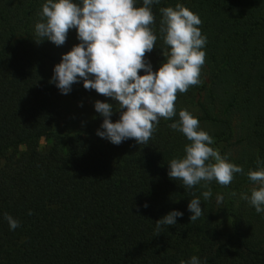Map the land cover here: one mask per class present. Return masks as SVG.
<instances>
[{"label": "trees", "instance_id": "16d2710c", "mask_svg": "<svg viewBox=\"0 0 264 264\" xmlns=\"http://www.w3.org/2000/svg\"><path fill=\"white\" fill-rule=\"evenodd\" d=\"M46 2L0 0V264H181L193 256L200 264H264V212L241 198L258 187L248 171L258 170V161L264 166V0L152 6L157 41L146 60L153 71L169 50L159 31L160 9L177 4L201 18L206 60L202 83L178 95L177 115L161 118L141 145L99 137L104 118L97 112L82 129L55 132L64 96L113 105L114 123L123 110L86 90L82 79L67 95L50 83L55 66L80 40L71 29L63 46L35 42ZM181 110L200 121L211 147L244 169L227 187L213 181L209 200L202 196L207 189H186L168 175L170 160L183 157L190 143L169 127ZM217 193L224 196L219 205ZM196 197L204 210L191 222L188 205ZM171 211L183 216L158 233L156 222ZM5 213L20 227L11 230ZM221 217L229 230L221 229Z\"/></svg>", "mask_w": 264, "mask_h": 264}, {"label": "clouds", "instance_id": "9594fccd", "mask_svg": "<svg viewBox=\"0 0 264 264\" xmlns=\"http://www.w3.org/2000/svg\"><path fill=\"white\" fill-rule=\"evenodd\" d=\"M159 3L160 0H143V6L137 7V0H47L41 13L44 22L35 25V42L48 40L57 47L66 43L71 29L78 31L80 43L62 56L50 83L67 95L73 84L82 79L86 90L94 89L118 101L119 110L123 111L115 123L111 119L113 105L100 101L94 105L104 118L97 135L114 145L129 139L139 145L148 144L160 119L172 120L177 115L178 95L202 83L201 69L206 60L202 49L207 38L199 27L202 24L199 15L182 4L160 9L159 31L169 48L162 53L165 61L158 71H153L146 60L147 54L156 48L157 35L153 28L156 17L152 6ZM141 71L146 74L140 75ZM169 127L190 142L185 145V155L171 159L168 164L169 177L182 181L184 188L199 185L207 189L202 196L209 200L213 181L227 187L236 174L244 173L243 167L229 162L226 155L210 146L214 144L212 136L201 130L200 121L189 111H179V120ZM257 164L258 170H249L247 176L258 187L252 189L250 197L243 194L241 198L248 200L257 213H262L264 166L259 161ZM223 200V194L217 193V204ZM188 210L193 213L191 222L199 219L204 210L201 199H191ZM182 216L180 211H171L156 222V231H162V226L176 225L177 218ZM4 218L11 230L20 227V222L11 215L5 213ZM181 264H200V260L193 256Z\"/></svg>", "mask_w": 264, "mask_h": 264}, {"label": "rangeland", "instance_id": "374dc122", "mask_svg": "<svg viewBox=\"0 0 264 264\" xmlns=\"http://www.w3.org/2000/svg\"><path fill=\"white\" fill-rule=\"evenodd\" d=\"M95 101L88 97L73 99L69 96H64L61 99V116L55 126L57 133H71L75 130L82 129L90 119L95 115ZM45 141H41L40 147L43 148ZM221 229L229 230L227 221L220 218Z\"/></svg>", "mask_w": 264, "mask_h": 264}]
</instances>
